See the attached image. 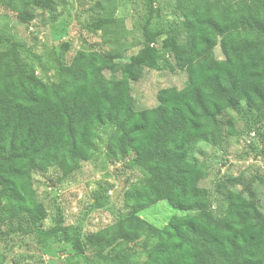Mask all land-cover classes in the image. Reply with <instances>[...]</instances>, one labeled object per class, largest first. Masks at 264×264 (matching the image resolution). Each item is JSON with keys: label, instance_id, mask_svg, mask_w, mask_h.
<instances>
[{"label": "trees", "instance_id": "16d2710c", "mask_svg": "<svg viewBox=\"0 0 264 264\" xmlns=\"http://www.w3.org/2000/svg\"><path fill=\"white\" fill-rule=\"evenodd\" d=\"M157 1L139 38L134 0H102L93 28L110 48L89 42L69 63L62 51L46 79L33 61L12 60V23L47 25L56 1L0 0V264H264L256 200L232 190L217 216L211 196L226 184L197 155L224 144L225 109L264 112V0H176L168 28L154 20ZM109 162L129 170L119 207L99 209L73 238L36 198L33 173L55 167L73 183ZM98 184L66 202L84 189L76 206L88 211L106 193ZM58 233L62 257L19 253Z\"/></svg>", "mask_w": 264, "mask_h": 264}, {"label": "rangeland", "instance_id": "374dc122", "mask_svg": "<svg viewBox=\"0 0 264 264\" xmlns=\"http://www.w3.org/2000/svg\"><path fill=\"white\" fill-rule=\"evenodd\" d=\"M55 1V7L43 14L44 19H50L47 25L43 26L33 20L22 18H17L12 23V31L16 36L12 43V60L33 61L40 76L46 79L53 73L49 68L50 63L59 57L62 51H65L69 63L78 50L89 42L97 49L110 48L105 43L106 36L102 31L93 28L95 20L102 15V0ZM149 1L134 0L131 8L135 22L134 35L139 38H143L142 21L151 12ZM176 5V0L155 2L154 20L165 28L174 26L175 21L180 19L176 14ZM6 116V113L0 110V117ZM219 120L225 133L224 144L212 149H199L197 152L199 160L211 164L214 176L217 175L226 184L221 192L212 193L214 213L217 216L222 214L232 190L242 191L246 195H252L256 200L255 220L264 223V112L258 113L247 109L246 102H242L238 108L225 109L220 114ZM230 121L234 123V133L229 129ZM128 172L129 170L122 163L109 162L101 171L89 178H78L73 183H66L60 180L61 173L55 167L36 170L33 173L36 198L47 204L51 218L62 216V225L69 227L71 237H83L89 217L93 214L97 215L99 209L109 211L118 209ZM94 179H98L101 183L97 188L106 191L104 198L93 207L89 205L88 211L79 214L76 205L83 197L84 189H80L78 194H70L69 203L66 202L64 193L71 189L72 192H77L78 186L84 187L87 182ZM91 188H96L95 184H92ZM95 217L98 220V216ZM51 221V219L47 220L43 226L48 228ZM46 228L45 231L50 229L46 230ZM63 236L64 233L45 236L41 242V251L19 250V253L21 252L26 260L34 263L45 262L49 256L52 260L58 256L62 257L66 254L61 250L65 245ZM260 257L264 261V256L260 255Z\"/></svg>", "mask_w": 264, "mask_h": 264}, {"label": "water", "instance_id": "95a60500", "mask_svg": "<svg viewBox=\"0 0 264 264\" xmlns=\"http://www.w3.org/2000/svg\"><path fill=\"white\" fill-rule=\"evenodd\" d=\"M114 198L116 199V196Z\"/></svg>", "mask_w": 264, "mask_h": 264}]
</instances>
